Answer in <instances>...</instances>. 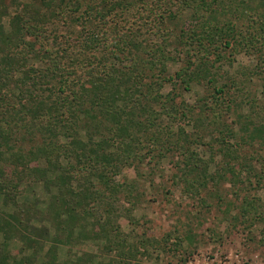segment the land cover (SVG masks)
I'll use <instances>...</instances> for the list:
<instances>
[{"label": "trees", "instance_id": "1", "mask_svg": "<svg viewBox=\"0 0 264 264\" xmlns=\"http://www.w3.org/2000/svg\"><path fill=\"white\" fill-rule=\"evenodd\" d=\"M263 9L264 0H0V264H92L88 253L59 258V246L85 242L114 253L113 264H141L137 254L156 241L124 235L118 197L134 183L114 177L145 151L150 159L180 154L178 180L192 196L244 175L264 186L255 157L242 153L245 145L264 148V108L243 95L251 75L264 82V67L237 80L211 57L258 43ZM200 85L213 92L190 105L177 100ZM203 144L211 162L222 159L213 175L194 149ZM36 182L56 193L44 210L36 202L24 210L21 186ZM185 238L193 242V234ZM14 241L21 247L8 250Z\"/></svg>", "mask_w": 264, "mask_h": 264}, {"label": "rangeland", "instance_id": "2", "mask_svg": "<svg viewBox=\"0 0 264 264\" xmlns=\"http://www.w3.org/2000/svg\"><path fill=\"white\" fill-rule=\"evenodd\" d=\"M260 12L264 15V9ZM2 23L8 31V18L5 17ZM262 26L264 23L258 22L253 33H259ZM259 37L261 39L254 46L241 41L238 46L234 44L233 48H222L214 56L210 55L212 58H218L215 66L224 74L223 77L232 76L237 80H244L254 69L259 70V67H264L261 59L264 55V46L261 45L264 43V34H260ZM177 54V50L170 49V56L177 57ZM179 66L178 61L168 62V73L175 72ZM263 83L259 77L251 75V80L246 82L244 88L243 95L255 102L257 109L261 106L264 108ZM207 87L200 85L194 86L190 92L179 91L181 97L177 100L189 105L196 103L198 98L213 92L209 87L207 91ZM170 90L171 86L167 85L163 91ZM248 108L249 105L245 104L243 109L246 112ZM263 115L264 112L261 116ZM227 121L231 123L230 118ZM186 124V122L178 123L190 132L191 125ZM173 127H177L176 124ZM194 149L203 161L208 162V173L215 174L218 165L222 163L221 157L214 156V162H211L212 155L204 144L195 146ZM145 152L142 154L141 162L135 160L129 168H124L114 177V180L120 184L134 183L130 195L122 194L118 197L117 205L124 213L119 219L124 235L128 237L130 243H138L141 239L156 241L157 246L150 247L145 256L137 254V262L141 264H264V186L257 183L256 177L250 176L248 182L244 175V181L236 185L226 180L215 189L210 182L207 188L201 191L200 196H192V193L183 190V184L178 180L179 167H182L180 154L171 150L165 153L164 158L150 159L151 156H147ZM242 153L255 157L252 162L253 168L264 180V148H258L256 145L255 149H251L245 145ZM21 190L16 203L24 210L28 204L34 202L39 209L44 210L50 196L56 193L54 187L46 188L42 182L29 186L24 184ZM131 201H133L132 205L129 204ZM247 203L252 204L257 213L247 209L252 208L247 206ZM1 210L7 211V207H1ZM8 210L14 212L17 208L9 206ZM22 216L23 221L26 222L28 216L24 214ZM32 225L35 228L42 226L38 222ZM43 225L48 227L47 223ZM187 233L193 234L191 244L185 238ZM50 235L53 236L52 230ZM0 239L2 240L1 237ZM8 245V250L11 251L21 247L15 241ZM71 250L72 252L69 253L68 251ZM76 253L96 255L92 264H113L116 260L111 258L114 253L111 256L100 254L98 244L95 242L79 243L73 248L59 246L60 260L72 258Z\"/></svg>", "mask_w": 264, "mask_h": 264}]
</instances>
